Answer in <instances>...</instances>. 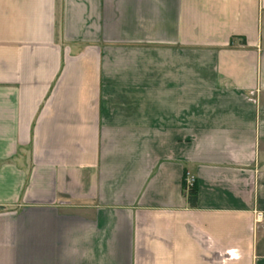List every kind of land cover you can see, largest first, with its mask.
I'll return each instance as SVG.
<instances>
[{"label":"crops","instance_id":"obj_1","mask_svg":"<svg viewBox=\"0 0 264 264\" xmlns=\"http://www.w3.org/2000/svg\"><path fill=\"white\" fill-rule=\"evenodd\" d=\"M0 264H264V0H0Z\"/></svg>","mask_w":264,"mask_h":264},{"label":"trees","instance_id":"obj_2","mask_svg":"<svg viewBox=\"0 0 264 264\" xmlns=\"http://www.w3.org/2000/svg\"><path fill=\"white\" fill-rule=\"evenodd\" d=\"M184 195L187 198L189 205L196 208L198 204V186L194 184L192 187L187 188L186 180H184Z\"/></svg>","mask_w":264,"mask_h":264},{"label":"built area","instance_id":"obj_3","mask_svg":"<svg viewBox=\"0 0 264 264\" xmlns=\"http://www.w3.org/2000/svg\"><path fill=\"white\" fill-rule=\"evenodd\" d=\"M186 186L187 188L192 187L195 184V178L191 177L189 174L186 175ZM262 214L261 213H256V220L261 221L262 220Z\"/></svg>","mask_w":264,"mask_h":264}]
</instances>
